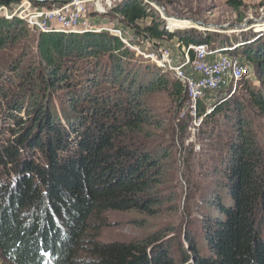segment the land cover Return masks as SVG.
I'll return each instance as SVG.
<instances>
[{
	"label": "trees",
	"instance_id": "1",
	"mask_svg": "<svg viewBox=\"0 0 264 264\" xmlns=\"http://www.w3.org/2000/svg\"><path fill=\"white\" fill-rule=\"evenodd\" d=\"M21 2L0 0V6ZM109 12L148 40L176 38L183 48L220 52L239 45L232 53L253 66L259 86L240 82L247 99L219 101L204 115L224 116L231 129L213 214L200 220V239L183 234L179 259L170 251L174 241H160L161 230L86 245L90 224L105 211L155 213L168 155L141 136L150 120L143 97L159 90L180 101L185 85L168 81L158 65L101 31L41 32L33 58L6 57L28 28L16 16L0 15L2 257L12 264H264V148L253 132V120L264 115V37L233 35L215 46L210 33L169 27L143 0H121ZM145 20L149 25L140 28ZM87 246L90 259L81 255Z\"/></svg>",
	"mask_w": 264,
	"mask_h": 264
},
{
	"label": "rangeland",
	"instance_id": "2",
	"mask_svg": "<svg viewBox=\"0 0 264 264\" xmlns=\"http://www.w3.org/2000/svg\"><path fill=\"white\" fill-rule=\"evenodd\" d=\"M25 1L30 0H22L21 3ZM145 1L166 22L165 18H172L191 23L190 28L178 29H195L196 26L198 30L210 33L211 42H214L215 46L218 40L233 35L255 34L264 37V0ZM117 3V0H97L95 3L86 4L89 10L86 17L89 30L106 32L105 29H120L123 38L132 48L135 47L137 52L125 47L141 59L149 60L147 56L161 55L168 51L169 64L172 67H178L182 63L186 51L176 38L157 41L134 34L109 12ZM30 4L32 9L36 6ZM61 5L63 4L60 2H51L48 6L41 7L54 10ZM93 7L98 10H92ZM17 8V5L7 8L0 6V15L11 14L18 17ZM149 23V20H145L138 22L137 25L142 28ZM36 38L37 35L28 30V37L9 47L5 52L6 57L17 56L19 60L33 58ZM160 68L168 81L173 80L175 74L172 71ZM185 71L189 72L188 69ZM244 82L251 88L259 86L257 78L252 82ZM240 86L241 83H238L231 97L246 100L245 91ZM219 97L220 101L231 98L228 95L223 97L219 95ZM143 102L149 111L150 120L141 136L144 142L148 143L147 146L164 149L165 155H168L161 164L164 171L161 172L163 177L160 175L162 182L158 189L159 205L152 215L136 211H105L90 224L86 245L89 241L127 242L161 230L160 241H163L165 246L174 241L170 251L175 259H179L178 243L186 251L183 234H189L197 240L202 235L200 220L213 214L214 207L210 202L214 200L213 197L221 186L224 153L231 132L230 122L221 115L211 119L204 118L207 111L216 103L211 107L200 105L194 113L190 109L191 103L187 97L177 101L167 91L146 93ZM0 123L5 127L6 120L1 104ZM2 124H0V133H3L4 129ZM253 132L257 143L264 148V115L253 120ZM150 151L155 156L158 155L157 151ZM81 255L86 259L91 258L88 246ZM0 264L12 263L6 261L0 253Z\"/></svg>",
	"mask_w": 264,
	"mask_h": 264
},
{
	"label": "built area",
	"instance_id": "3",
	"mask_svg": "<svg viewBox=\"0 0 264 264\" xmlns=\"http://www.w3.org/2000/svg\"><path fill=\"white\" fill-rule=\"evenodd\" d=\"M57 1H66V3L54 10H46L42 8L43 6H34L32 9L30 1V3L26 1L19 3L17 4L18 17L28 30L36 35L49 30L71 32L89 30L86 18L89 10H87L86 4L95 3L97 0ZM120 1L117 0L118 3ZM92 10L97 11L98 9ZM189 26L186 28H190ZM195 29H197L196 26ZM105 31L117 37L130 50L137 52L136 48H132L123 38L120 29L110 28ZM238 46L233 45L225 52L213 51L208 45L189 46L185 48L184 60L178 67H172L169 64L168 51L161 55H150L147 58L159 67L172 71L175 78L185 85L186 96L191 103L190 109L196 113L200 105L211 107L218 100L220 101L219 95L231 97L235 93L238 83L255 81L253 66L244 57L232 53ZM186 69H188V73L185 71ZM208 98H210L209 101ZM210 110L207 111V114L210 113Z\"/></svg>",
	"mask_w": 264,
	"mask_h": 264
},
{
	"label": "bare ground",
	"instance_id": "4",
	"mask_svg": "<svg viewBox=\"0 0 264 264\" xmlns=\"http://www.w3.org/2000/svg\"><path fill=\"white\" fill-rule=\"evenodd\" d=\"M168 26L171 28H184L191 25V23L187 21L175 20V19H167Z\"/></svg>",
	"mask_w": 264,
	"mask_h": 264
},
{
	"label": "water",
	"instance_id": "5",
	"mask_svg": "<svg viewBox=\"0 0 264 264\" xmlns=\"http://www.w3.org/2000/svg\"><path fill=\"white\" fill-rule=\"evenodd\" d=\"M161 16H163V15H161ZM165 19L167 20V19H170V18H165Z\"/></svg>",
	"mask_w": 264,
	"mask_h": 264
}]
</instances>
